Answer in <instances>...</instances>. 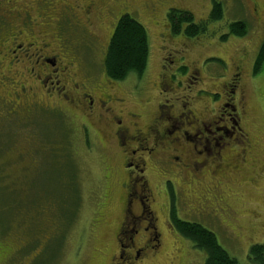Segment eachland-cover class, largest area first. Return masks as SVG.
I'll use <instances>...</instances> for the list:
<instances>
[{
    "label": "flooded vegetation",
    "instance_id": "1",
    "mask_svg": "<svg viewBox=\"0 0 264 264\" xmlns=\"http://www.w3.org/2000/svg\"><path fill=\"white\" fill-rule=\"evenodd\" d=\"M194 1L0 0V134L8 119L59 111L79 120L91 151L93 137L107 151L95 212L116 248L106 264L172 259L162 248L164 236L176 244L177 237L184 238L179 224L209 229L215 219L209 191L244 168H255L240 72L244 53L227 74V64L216 59L225 67L216 91L204 82L206 74L213 76L206 67L212 57L185 64L184 54L189 42L210 38L213 6L222 18L227 7H239L264 25V0H197L209 5L198 21ZM138 8L149 11L155 27L161 21L154 82L141 84L145 71L120 81L86 72L70 45L93 52L107 24ZM185 14L189 22L181 20ZM232 22L247 25L239 18ZM190 26L197 28L192 36ZM224 35L231 36L228 29Z\"/></svg>",
    "mask_w": 264,
    "mask_h": 264
},
{
    "label": "rangeland",
    "instance_id": "2",
    "mask_svg": "<svg viewBox=\"0 0 264 264\" xmlns=\"http://www.w3.org/2000/svg\"><path fill=\"white\" fill-rule=\"evenodd\" d=\"M191 6L196 21L206 18L207 2L196 0ZM128 14L148 34L149 53L141 84H152L160 64L162 43L156 33L161 21L155 27L149 11L141 8ZM238 18L246 21L247 34L219 39L227 32V23ZM115 24V20L107 24L93 52L70 45L85 71L95 77L102 75L105 49ZM207 32L210 38L189 42L184 63L212 57L206 67L213 76L206 74L204 82L216 91L225 69L216 59L220 57L227 64V74L237 54L244 53L240 72L246 88V128L253 137L256 157L255 168L246 167L236 177L222 181L220 189L209 191L208 206L215 219L207 228L229 256L248 264L249 248L264 245V69L257 75L252 73L264 40V25L246 17L239 7H227L222 20L211 23ZM79 123L73 116L50 110L6 121V133L0 134V264H106L115 252L108 226L97 223L95 214L98 197L104 191L101 170L108 153L97 146L94 137L96 146L91 143V151ZM70 192L73 201L78 197L72 206L61 196ZM162 248L173 258L147 264H203L205 259L203 252L182 237L172 244L166 234Z\"/></svg>",
    "mask_w": 264,
    "mask_h": 264
},
{
    "label": "trees",
    "instance_id": "3",
    "mask_svg": "<svg viewBox=\"0 0 264 264\" xmlns=\"http://www.w3.org/2000/svg\"><path fill=\"white\" fill-rule=\"evenodd\" d=\"M182 17H184L181 19L183 22H189L186 14ZM221 19L222 12L219 6H213L209 20L215 22ZM227 29L231 36L241 38L245 36L248 27L244 22H232L227 24ZM187 31L192 36L197 32V28L190 26ZM225 38L227 35L220 37L221 40H225ZM148 53L149 45L145 28L129 15H122L117 20L108 41L103 58V72L107 78L116 81L123 80L129 74L141 75L146 70ZM262 69H264V40L255 55L252 73L257 75ZM67 180L62 182L64 186ZM71 182H69V191L72 188ZM63 195L67 204L70 200V206L75 205V200L78 197L73 201L74 195H71V192L68 193V196L65 194L61 196L63 197ZM178 228L181 235L190 241L194 248L204 253L203 264H240L222 248L211 230L195 224H179ZM248 260V264H264V245H252L248 250Z\"/></svg>",
    "mask_w": 264,
    "mask_h": 264
}]
</instances>
